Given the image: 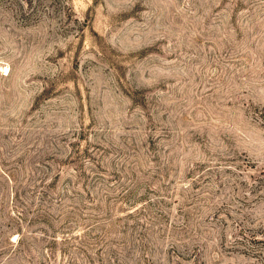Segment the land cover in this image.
<instances>
[{
	"label": "rangeland",
	"instance_id": "374dc122",
	"mask_svg": "<svg viewBox=\"0 0 264 264\" xmlns=\"http://www.w3.org/2000/svg\"><path fill=\"white\" fill-rule=\"evenodd\" d=\"M0 264H264V0H0Z\"/></svg>",
	"mask_w": 264,
	"mask_h": 264
}]
</instances>
